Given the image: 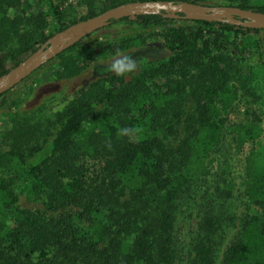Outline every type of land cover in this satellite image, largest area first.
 Segmentation results:
<instances>
[{"label": "trees", "instance_id": "trees-1", "mask_svg": "<svg viewBox=\"0 0 264 264\" xmlns=\"http://www.w3.org/2000/svg\"><path fill=\"white\" fill-rule=\"evenodd\" d=\"M136 1L159 0H79L74 20L70 0H0V77L58 32ZM162 1L264 13V0ZM122 24L134 33L95 32L49 63L69 79L122 50L137 71L91 81L51 117L44 143L24 139L26 124L0 152L12 168L0 177V264H264L263 113L232 118L264 83V29L165 13L108 28Z\"/></svg>", "mask_w": 264, "mask_h": 264}, {"label": "rangeland", "instance_id": "rangeland-1", "mask_svg": "<svg viewBox=\"0 0 264 264\" xmlns=\"http://www.w3.org/2000/svg\"><path fill=\"white\" fill-rule=\"evenodd\" d=\"M78 1L79 0H70V3L74 6V9L71 11V16L69 17L70 20L80 19L85 14V10L83 8L76 6ZM217 2L210 4L214 5L212 7H222L217 6ZM134 29V26L131 24H122L110 28H104L98 31L94 37L103 38L108 35L111 38H117L119 36L134 33ZM111 58L112 57L93 64L83 74L69 79L58 78L55 75L57 67L52 65V63H48L44 66V69L31 75L27 80L15 87L10 93L1 97L0 152L10 149L16 145L18 139H14V137H16L15 131L22 129L23 125L26 124L29 132L24 139L31 140L32 142L34 141V143H44V141L48 138L47 129L51 122V117L61 113L65 109L68 99L85 85L103 75L110 73L107 69L108 65L111 63ZM9 63L10 62H8V64ZM248 108L256 109L258 111L260 109L264 118V83L258 88V98L254 101V103L248 104L245 100H243L238 105V108L232 116L233 123L242 121L244 118L243 114ZM9 114H14V120L9 117ZM12 130L13 134H10L9 132ZM10 168H0V177L6 172H11ZM238 182L241 186V178L238 179ZM17 189L22 191L20 188ZM238 204L239 206L236 207L235 212L239 217L237 225L240 226L241 219L247 212V206L246 204H242L241 199L238 201ZM22 205L24 207L34 208L40 204L39 202H34L28 199V197H23ZM182 221L186 223L184 232L187 233L190 229V221L186 218L182 219ZM191 223H194V220L193 222L191 220ZM237 232L238 228H235L232 235Z\"/></svg>", "mask_w": 264, "mask_h": 264}, {"label": "water", "instance_id": "water-1", "mask_svg": "<svg viewBox=\"0 0 264 264\" xmlns=\"http://www.w3.org/2000/svg\"><path fill=\"white\" fill-rule=\"evenodd\" d=\"M165 13L171 18L194 21H219L227 19L246 28L264 29V13L243 10L237 7H212L198 3L173 1H136L111 8L102 14L77 22L51 38L50 46H43L32 53L18 66L0 77V97L28 79L44 65L65 50L76 45L91 34L112 24L114 20L135 18ZM234 16L245 19L235 21Z\"/></svg>", "mask_w": 264, "mask_h": 264}, {"label": "clouds", "instance_id": "clouds-1", "mask_svg": "<svg viewBox=\"0 0 264 264\" xmlns=\"http://www.w3.org/2000/svg\"><path fill=\"white\" fill-rule=\"evenodd\" d=\"M139 65L137 60L132 56L125 53L122 50H118L114 57L111 58V63L108 65V71L114 73L118 77H123L128 74H132L137 71ZM138 129L135 128H121L119 130V135L121 136H133Z\"/></svg>", "mask_w": 264, "mask_h": 264}]
</instances>
